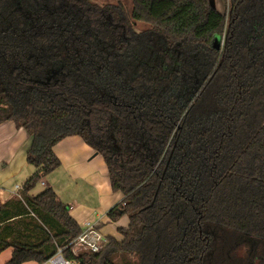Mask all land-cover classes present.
<instances>
[{
	"label": "trees",
	"instance_id": "1",
	"mask_svg": "<svg viewBox=\"0 0 264 264\" xmlns=\"http://www.w3.org/2000/svg\"><path fill=\"white\" fill-rule=\"evenodd\" d=\"M7 121L38 172L0 203L6 264H264V0H0ZM72 135L123 194L110 220H130L98 252H75L52 187L30 194Z\"/></svg>",
	"mask_w": 264,
	"mask_h": 264
},
{
	"label": "crops",
	"instance_id": "2",
	"mask_svg": "<svg viewBox=\"0 0 264 264\" xmlns=\"http://www.w3.org/2000/svg\"><path fill=\"white\" fill-rule=\"evenodd\" d=\"M214 1L218 10L228 11V0ZM31 145L32 136L24 128L12 121L0 124V203L19 194L26 180L38 172V168L28 162ZM54 150L61 166L45 176L30 194L37 195L52 187L69 205L70 213L83 229L91 222L100 227L105 236L122 239L119 228L127 227L130 220L127 215L117 221H111L108 216V211L123 199V194L112 189L104 157L79 135L64 138Z\"/></svg>",
	"mask_w": 264,
	"mask_h": 264
},
{
	"label": "built area",
	"instance_id": "3",
	"mask_svg": "<svg viewBox=\"0 0 264 264\" xmlns=\"http://www.w3.org/2000/svg\"><path fill=\"white\" fill-rule=\"evenodd\" d=\"M19 188V186H18ZM108 239L105 236L100 227L91 222L87 223L86 228L83 229L82 233L74 240L76 245V251L87 250L92 252H98L102 249ZM43 264H77L75 261L67 259L62 254V249L58 251L50 260Z\"/></svg>",
	"mask_w": 264,
	"mask_h": 264
},
{
	"label": "rangeland",
	"instance_id": "4",
	"mask_svg": "<svg viewBox=\"0 0 264 264\" xmlns=\"http://www.w3.org/2000/svg\"><path fill=\"white\" fill-rule=\"evenodd\" d=\"M99 4H104V3H108V2H116L118 0H93ZM129 9L132 8V0H121ZM146 25V24H145ZM143 26V25H142ZM138 28H141V25L138 24ZM220 39L219 37L216 38L215 40V44L216 46H219L220 43ZM102 156V155H101ZM103 157V156H102ZM11 249H8L6 251H4L3 253H0V264H6V262L11 258ZM24 264H39L35 261H30V262H26Z\"/></svg>",
	"mask_w": 264,
	"mask_h": 264
},
{
	"label": "water",
	"instance_id": "5",
	"mask_svg": "<svg viewBox=\"0 0 264 264\" xmlns=\"http://www.w3.org/2000/svg\"><path fill=\"white\" fill-rule=\"evenodd\" d=\"M210 2H211V5H212L213 7H216V5H215V1H214V0H210Z\"/></svg>",
	"mask_w": 264,
	"mask_h": 264
}]
</instances>
